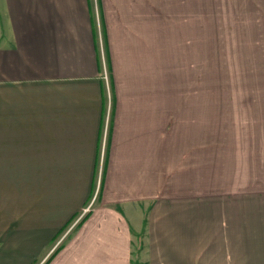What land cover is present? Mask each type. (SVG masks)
Segmentation results:
<instances>
[{
    "label": "crops",
    "instance_id": "1",
    "mask_svg": "<svg viewBox=\"0 0 264 264\" xmlns=\"http://www.w3.org/2000/svg\"><path fill=\"white\" fill-rule=\"evenodd\" d=\"M237 1L0 0V264H264V96L207 128Z\"/></svg>",
    "mask_w": 264,
    "mask_h": 264
},
{
    "label": "rangeland",
    "instance_id": "2",
    "mask_svg": "<svg viewBox=\"0 0 264 264\" xmlns=\"http://www.w3.org/2000/svg\"><path fill=\"white\" fill-rule=\"evenodd\" d=\"M243 1L235 3L244 4ZM249 1L250 7L236 8L237 15L224 14V22L217 30V36L221 38L207 40L208 54L203 73L208 102L207 128L250 126V96H264L263 0ZM99 177L101 179L102 172ZM97 187L99 195L101 186ZM88 207L89 204L82 212L86 213Z\"/></svg>",
    "mask_w": 264,
    "mask_h": 264
},
{
    "label": "built area",
    "instance_id": "3",
    "mask_svg": "<svg viewBox=\"0 0 264 264\" xmlns=\"http://www.w3.org/2000/svg\"><path fill=\"white\" fill-rule=\"evenodd\" d=\"M103 77H104V79L106 81L107 87L109 88L110 87V85H109V75H108L107 70L104 71Z\"/></svg>",
    "mask_w": 264,
    "mask_h": 264
}]
</instances>
